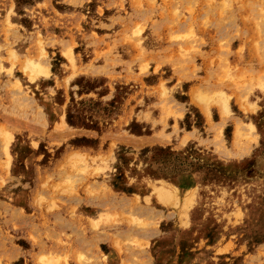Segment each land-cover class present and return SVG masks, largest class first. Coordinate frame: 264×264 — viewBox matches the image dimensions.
<instances>
[{
  "label": "rangeland",
  "instance_id": "rangeland-1",
  "mask_svg": "<svg viewBox=\"0 0 264 264\" xmlns=\"http://www.w3.org/2000/svg\"><path fill=\"white\" fill-rule=\"evenodd\" d=\"M263 41L264 0H0V264H264Z\"/></svg>",
  "mask_w": 264,
  "mask_h": 264
},
{
  "label": "bare ground",
  "instance_id": "bare-ground-1",
  "mask_svg": "<svg viewBox=\"0 0 264 264\" xmlns=\"http://www.w3.org/2000/svg\"><path fill=\"white\" fill-rule=\"evenodd\" d=\"M264 42V41H263ZM263 42L261 43L260 42V47H262V44H263ZM263 57V56H262ZM264 58V57H263ZM263 66V65H262ZM264 67V66H263ZM42 115V114H41ZM238 136V135H237ZM241 136V135H240ZM120 202L121 203H125V202H123L122 200H120ZM119 202V203H120ZM129 203V202H128ZM123 205V204H122ZM122 207V206H121ZM136 210V209H135ZM136 212H137V210H136ZM138 213V212H137ZM154 224V223H153ZM137 225V224H136ZM151 226V225H150ZM153 226V225H152ZM151 226V227H152ZM145 228V229H141V226L140 225H137V226H134V227H132V228H135V229H138V230H132V232H135V233H138L139 234V232H140V234H145L147 237H152V236H154V235H156V232H157V230L155 229L156 228V226H155V228L153 227V228ZM129 231V230H128ZM126 233V232H125ZM139 253V252H138ZM145 254V253H144ZM133 255H134V253H133ZM135 255H136V252H135ZM140 256L142 257V255L140 254ZM139 256V257H140ZM142 258H144V257H142ZM147 262V261H146Z\"/></svg>",
  "mask_w": 264,
  "mask_h": 264
},
{
  "label": "trees",
  "instance_id": "trees-1",
  "mask_svg": "<svg viewBox=\"0 0 264 264\" xmlns=\"http://www.w3.org/2000/svg\"><path fill=\"white\" fill-rule=\"evenodd\" d=\"M66 121L69 125H72L71 123V117L69 115L66 116Z\"/></svg>",
  "mask_w": 264,
  "mask_h": 264
},
{
  "label": "crops",
  "instance_id": "crops-1",
  "mask_svg": "<svg viewBox=\"0 0 264 264\" xmlns=\"http://www.w3.org/2000/svg\"><path fill=\"white\" fill-rule=\"evenodd\" d=\"M157 117H158V116H155V121H156Z\"/></svg>",
  "mask_w": 264,
  "mask_h": 264
}]
</instances>
